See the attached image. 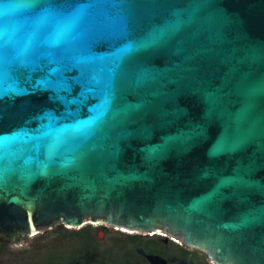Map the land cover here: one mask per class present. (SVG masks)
Segmentation results:
<instances>
[{
	"label": "water",
	"instance_id": "1",
	"mask_svg": "<svg viewBox=\"0 0 264 264\" xmlns=\"http://www.w3.org/2000/svg\"><path fill=\"white\" fill-rule=\"evenodd\" d=\"M54 223L264 264V0H0V233Z\"/></svg>",
	"mask_w": 264,
	"mask_h": 264
},
{
	"label": "flooded vegetation",
	"instance_id": "2",
	"mask_svg": "<svg viewBox=\"0 0 264 264\" xmlns=\"http://www.w3.org/2000/svg\"><path fill=\"white\" fill-rule=\"evenodd\" d=\"M43 231L13 238L0 233V264H217L162 229L85 223Z\"/></svg>",
	"mask_w": 264,
	"mask_h": 264
},
{
	"label": "trees",
	"instance_id": "3",
	"mask_svg": "<svg viewBox=\"0 0 264 264\" xmlns=\"http://www.w3.org/2000/svg\"><path fill=\"white\" fill-rule=\"evenodd\" d=\"M61 225H63V223H54V227L53 228H46V229H44L43 232H48V231H50V230H52L54 228H57L58 226H61ZM43 232H41V233H43Z\"/></svg>",
	"mask_w": 264,
	"mask_h": 264
}]
</instances>
